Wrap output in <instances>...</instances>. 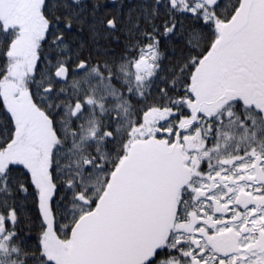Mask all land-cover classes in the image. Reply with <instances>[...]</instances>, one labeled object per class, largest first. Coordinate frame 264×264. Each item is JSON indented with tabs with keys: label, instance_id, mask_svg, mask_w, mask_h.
<instances>
[{
	"label": "snow or ice",
	"instance_id": "snow-or-ice-1",
	"mask_svg": "<svg viewBox=\"0 0 264 264\" xmlns=\"http://www.w3.org/2000/svg\"><path fill=\"white\" fill-rule=\"evenodd\" d=\"M0 264H264V0H0Z\"/></svg>",
	"mask_w": 264,
	"mask_h": 264
},
{
	"label": "trees",
	"instance_id": "trees-1",
	"mask_svg": "<svg viewBox=\"0 0 264 264\" xmlns=\"http://www.w3.org/2000/svg\"><path fill=\"white\" fill-rule=\"evenodd\" d=\"M125 2L128 3V4H131V3H134L135 0H125Z\"/></svg>",
	"mask_w": 264,
	"mask_h": 264
}]
</instances>
